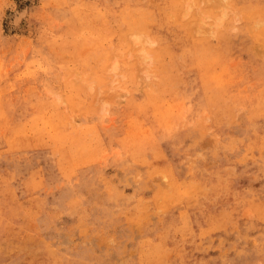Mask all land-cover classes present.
<instances>
[{
	"label": "rangeland",
	"instance_id": "rangeland-1",
	"mask_svg": "<svg viewBox=\"0 0 264 264\" xmlns=\"http://www.w3.org/2000/svg\"><path fill=\"white\" fill-rule=\"evenodd\" d=\"M222 3L0 0V264H264V0Z\"/></svg>",
	"mask_w": 264,
	"mask_h": 264
},
{
	"label": "bare ground",
	"instance_id": "bare-ground-1",
	"mask_svg": "<svg viewBox=\"0 0 264 264\" xmlns=\"http://www.w3.org/2000/svg\"><path fill=\"white\" fill-rule=\"evenodd\" d=\"M220 7V11L217 12L219 14H207V15H203L200 18H196L195 22H196V31L197 32H204L205 30L207 31H212L214 30L213 28L221 25V23L223 22L225 15H226V11H225V5L222 3V1L220 2V0H215ZM188 7L184 10V12H188ZM23 10V9H22ZM17 12V11H16ZM23 12V11H22ZM21 12V13H22ZM27 12V11H26ZM199 13V12H198ZM200 14V13H199ZM210 17L213 18V21L207 22V19H209ZM18 18V17H17ZM21 18V17H19ZM18 18V19H19ZM11 19V18H10ZM14 19V18H13ZM180 19V18H179ZM212 20V19H211ZM19 23V22H18ZM16 24V23H14ZM229 27V26H228ZM224 38V37H223ZM154 41L151 40L149 37H145V38H141V36H133L132 39V43L131 45H133L134 47V54L131 53L133 55H137L140 58V62L144 63V64H148L149 60L151 59L150 53L147 52V48L146 46H148L149 44L153 43ZM147 44V45H146ZM232 48V47H231ZM128 49H131L130 47ZM112 54V53H111ZM111 60V59H110ZM117 62V61H116ZM146 72V70H145ZM113 74V73H112ZM191 77V76H190ZM218 78V77H217ZM117 86V84H115ZM111 86V85H110ZM114 86V87H116ZM100 89V88H99ZM98 89V90H99ZM198 89V88H197ZM125 90V89H124ZM200 97V96H199ZM108 104V103H107ZM233 104V103H232ZM75 122V121H74ZM41 140V139H40ZM203 148V147H202ZM217 175V174H216ZM192 186V185H191ZM206 186V185H205ZM171 194V193H170ZM173 194V193H172ZM241 201V200H240ZM226 214V213H225Z\"/></svg>",
	"mask_w": 264,
	"mask_h": 264
}]
</instances>
